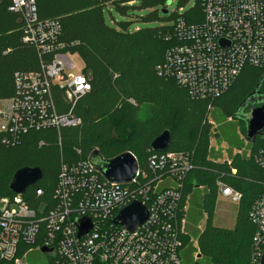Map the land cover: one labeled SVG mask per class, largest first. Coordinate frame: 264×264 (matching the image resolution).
Listing matches in <instances>:
<instances>
[{
    "label": "built area",
    "instance_id": "built-area-1",
    "mask_svg": "<svg viewBox=\"0 0 264 264\" xmlns=\"http://www.w3.org/2000/svg\"><path fill=\"white\" fill-rule=\"evenodd\" d=\"M200 7L201 22L189 24L177 17L175 43L164 52L158 73L192 99L212 102L229 90L245 67H264V0H200ZM8 10L22 22V43L36 50L39 69L15 73L12 97L0 100L3 142L16 146L26 135L50 129L56 131L60 147V130L81 123L74 110L91 91L90 74L84 65L76 69L71 64L69 55L74 53L59 41L60 24L39 20L35 0H11ZM90 154L61 159L52 198L34 208L24 200L34 186L23 196L0 197V264H183L180 255L188 244L196 249L194 262L200 258L197 240L186 229L189 197L183 200L187 176L194 169L192 153L154 154L126 185L106 182L90 164ZM255 161L264 188V159ZM219 163L230 166L228 158ZM215 189L217 198L239 204L240 192L220 180ZM32 194L38 198L43 190ZM133 202L144 206L148 216L130 232L112 220ZM248 219L254 226V262L259 264L264 190ZM81 220L91 225L85 234H80Z\"/></svg>",
    "mask_w": 264,
    "mask_h": 264
},
{
    "label": "trees",
    "instance_id": "trees-1",
    "mask_svg": "<svg viewBox=\"0 0 264 264\" xmlns=\"http://www.w3.org/2000/svg\"><path fill=\"white\" fill-rule=\"evenodd\" d=\"M136 2H140L139 9L161 8L141 19L158 26L130 31L129 22L117 23V28L107 25L103 14L107 4L126 15L138 9ZM10 3L11 0H0V100L12 97L15 73L39 69L38 54L32 46L22 43V22L8 10ZM35 4L39 20L60 24L59 41L80 57L84 72L91 77V91L74 110L80 125L60 130V147L55 130L30 133L16 146L4 143L0 134V197L13 195L8 185L16 171L38 168L42 179L28 190L24 200L33 208L37 202L50 200L60 160H75L80 155L84 158L94 149L108 159L129 152L139 168L145 169L148 159L159 154L150 150L151 143L168 131V152L193 155L194 169L187 176L183 200L189 197L186 229L188 236L197 240L200 253L194 264H258L254 262V226L248 214L264 190L262 170L255 161L264 159V131L261 137L247 143L246 153L234 155L229 148L243 149L246 133V123L237 118L238 137L225 139L230 166L219 163V156L213 155L210 147L212 137L218 135L209 123L208 109L211 106L226 119L236 118L240 105L257 88L264 96V67H245L229 90L212 102L194 100L175 81L160 76L158 67L164 52L175 43L177 17L189 24L201 22L200 0L180 15L168 14L164 0H35ZM182 4L184 0H179V6ZM74 150H80V154ZM218 180L242 195L233 229L217 228L211 223ZM199 187L201 193L196 192ZM35 189H42L43 195L35 197ZM204 218L205 226L200 232L198 225ZM183 253L189 262L196 249L188 244Z\"/></svg>",
    "mask_w": 264,
    "mask_h": 264
},
{
    "label": "water",
    "instance_id": "water-1",
    "mask_svg": "<svg viewBox=\"0 0 264 264\" xmlns=\"http://www.w3.org/2000/svg\"><path fill=\"white\" fill-rule=\"evenodd\" d=\"M163 14H166V11H163ZM256 92H258V88L240 105L235 114L236 118L246 104L253 101L255 98L253 95ZM259 105V107L252 108L247 118L244 119L246 123L245 141L247 143H252L256 137H261L264 131V98ZM169 144L170 133L165 131L153 140L150 150L154 153H164L168 150ZM89 162L106 182L118 185H126L132 182L139 168L136 158L129 152L108 159L103 158L99 151L95 150L90 154ZM41 179L42 173L38 168H23L14 173L8 189L13 195L23 196L29 187L34 186ZM147 216L146 208L139 202H133L121 210L119 215L112 220V223L134 232L146 221ZM79 227L80 234L87 233L91 228L89 220H81ZM259 264H264V251Z\"/></svg>",
    "mask_w": 264,
    "mask_h": 264
},
{
    "label": "rangeland",
    "instance_id": "rangeland-1",
    "mask_svg": "<svg viewBox=\"0 0 264 264\" xmlns=\"http://www.w3.org/2000/svg\"><path fill=\"white\" fill-rule=\"evenodd\" d=\"M165 1V7L168 11V14H177L180 15L185 11H188L190 8H192L195 5V0H184V4L179 6V0H164ZM138 9H131L129 10L126 15H121L118 11H116L112 6L106 5L103 9V14L105 21L108 26L117 28V23L120 22H129V30L134 31L137 29H143V28H151L158 26L159 23H145L142 22V18L149 15L151 12L155 10H161L160 7H156L154 9H139L140 2H136L135 5ZM180 9H182L180 11ZM69 60L73 66L76 67V69L81 68L84 64L81 61L80 57L76 54L69 55ZM75 73H78L77 70L74 71ZM253 96L255 98L253 101H249L248 104L239 112L238 119L242 120V123H245L244 119L247 118L250 110L255 107H259L257 104H260L261 101H263L264 96L260 95L258 92H256ZM237 118L232 119H226L224 118L220 112L216 109H212L209 112L208 120L209 122H212V129L213 133L218 135L217 138L212 137L211 139V147H212V153L213 155L219 156V159L217 162H222L225 158L229 159V155L227 156V148H229L228 143L225 141V139H235L238 137V122L239 120ZM240 136V135H239ZM243 137L240 136V140L243 141ZM232 150L233 154L238 152V150ZM243 150L245 153L247 152V142L245 141ZM243 152V153H244ZM196 192L201 193L202 189H196ZM191 198V197H190ZM237 211H238V205L233 204L229 199H224L221 197H218L215 202V208L212 213L211 217V223L214 227L221 228V229H233L236 223V217H237ZM206 217V216H205ZM205 226V218L199 223L198 230L201 232ZM199 250V248H198ZM181 260L183 264H192L194 262V257H192L191 261H186L184 253H181L180 255ZM28 264H34L31 261L28 262Z\"/></svg>",
    "mask_w": 264,
    "mask_h": 264
},
{
    "label": "flooded vegetation",
    "instance_id": "flooded-vegetation-1",
    "mask_svg": "<svg viewBox=\"0 0 264 264\" xmlns=\"http://www.w3.org/2000/svg\"><path fill=\"white\" fill-rule=\"evenodd\" d=\"M258 106H260V105L258 104Z\"/></svg>",
    "mask_w": 264,
    "mask_h": 264
}]
</instances>
